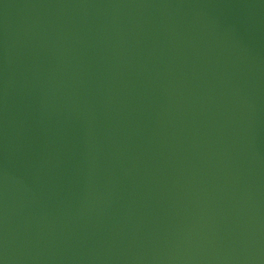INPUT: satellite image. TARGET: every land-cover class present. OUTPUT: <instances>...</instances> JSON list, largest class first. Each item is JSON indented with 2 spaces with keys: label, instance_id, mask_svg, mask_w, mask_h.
Segmentation results:
<instances>
[{
  "label": "water",
  "instance_id": "1",
  "mask_svg": "<svg viewBox=\"0 0 264 264\" xmlns=\"http://www.w3.org/2000/svg\"><path fill=\"white\" fill-rule=\"evenodd\" d=\"M0 264H264V0H0Z\"/></svg>",
  "mask_w": 264,
  "mask_h": 264
}]
</instances>
